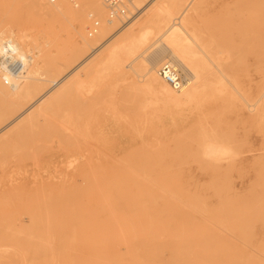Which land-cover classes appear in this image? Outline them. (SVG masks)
<instances>
[{"label":"rangeland","instance_id":"1","mask_svg":"<svg viewBox=\"0 0 264 264\" xmlns=\"http://www.w3.org/2000/svg\"><path fill=\"white\" fill-rule=\"evenodd\" d=\"M237 1L208 0L199 14L209 42L215 37L231 49L228 69L249 94L261 88L263 68L245 39L253 33L245 32L246 16ZM68 2L83 13L79 25L71 16H45L43 10L56 8L60 0H0V30L12 26L18 35V27L28 29L35 42L58 44L61 51L54 53L65 56L82 47L84 38L90 40L67 67L56 73L49 69L54 74L46 79L66 78L60 88L107 48L98 46L97 33L89 35L93 21H100L98 15L82 0ZM160 2L181 13L186 0H149L133 17L138 16L136 23ZM30 55L33 61L38 58ZM55 56L58 63L60 56ZM193 65L202 82L196 60ZM135 76V91L128 81L108 76L96 90L97 97H83L89 89L85 84L81 96L73 90L46 113L43 108L53 104L60 88L55 85L48 93L53 82L43 80L38 93L45 101L35 104L40 97L36 94L23 104L35 106L30 113L7 126L11 117L0 120V264H264V121L250 119L254 101L246 102L250 112L239 99L207 118L168 114L161 108L163 102L154 103L143 91V77ZM108 96L120 103V119H113L108 104L105 111L97 110L98 127L92 132L100 137L90 138L88 129L77 125L82 120L75 118L85 115L88 101L110 103ZM21 110L16 106L12 113ZM30 116H38L32 128L26 127ZM63 183L72 210L63 212L60 206L53 224L31 229L36 205L49 191L57 194ZM41 217L45 223L46 216ZM18 218L25 228L14 224Z\"/></svg>","mask_w":264,"mask_h":264},{"label":"bare ground","instance_id":"2","mask_svg":"<svg viewBox=\"0 0 264 264\" xmlns=\"http://www.w3.org/2000/svg\"><path fill=\"white\" fill-rule=\"evenodd\" d=\"M68 1L69 0H60V3L56 6V8H45L43 10L45 16L53 19L58 18L61 15L71 16L76 19V22L79 25L83 21V13L81 10H74L76 8H71ZM207 1L208 0H186L185 5L181 9V13L173 11L166 2H160L157 6L153 7L148 15L140 22L136 23L138 20V16H136V18L132 17L128 20V22L123 26H119L116 23L118 21L108 22L107 9H105L106 7L103 0H82L84 5L98 15L101 23L96 33L101 41H98L97 44L99 47L107 46V48L99 56L96 55V57L92 58L94 60L88 65L85 71H80V69H82L86 63L91 60V58L84 61V63L78 67V71L80 72L73 79L72 83L68 86H63L62 88H60V86H62V84L66 81V78H61L60 80H48L46 77L48 75L52 76L54 72L56 73L62 68L67 67L73 60L78 58L81 50L85 49V45L89 44L90 40L84 38L85 41L82 47H74L70 49L67 56H65L64 52L60 53L61 49L58 44L50 46L51 41L49 40L44 43H38L40 40L35 42L36 38L33 40L29 37L28 29L21 30L18 27V35H16V31L12 26H3L0 30V45L4 40L10 39L22 57L35 53L38 58L35 60V66L31 68L34 64L33 62H35L32 58V62L27 66L20 78H18L19 80H14V82L10 85L5 84L4 80L0 77V120L11 117L12 120L6 124L7 126L13 121L19 119L21 116L30 113L35 106L32 105L28 108H23V104L32 96L39 94L38 90L43 84V80L53 82L51 86L52 89L48 93L53 91L56 86H58L57 89L60 88L55 95L53 104L48 102V104L43 108L44 113H46L73 90H76V94L81 96L80 87L85 84H87L89 89L87 90L88 95H83V97L87 99L93 94V96L97 97L95 94L96 90L100 88L99 85L104 81V79H108V76H115V82L128 81V88L135 91L138 89V86L136 85L139 84V82L137 83L136 81L137 78L134 79L136 77L135 75H137L143 77L141 78L144 82L143 91L151 95L150 98H153L152 101L154 103H159V101L163 102V107L161 108L164 109V112H168V114L176 112L177 114L184 116L195 113L200 117L207 118L210 114L215 113L220 106L234 105L236 101L242 99L245 107H247L246 102L248 103L250 100L254 101L253 105L256 110L254 113H250V119L255 121H264V77L260 89H257L256 91L254 90L249 94L243 90L240 77L235 74L234 71H230L228 69L231 66V49L223 47V45L215 37H213L211 42L207 39L209 32L206 24L201 23V17L199 14L200 6ZM148 3L149 0H136L135 2L133 0V5L137 8L139 7L140 10L145 9ZM236 3H242L240 5H243L244 15L246 16L244 22L246 27L245 32L252 31L253 33V36L249 37L247 35V38L245 36V39L251 46L253 53L261 60L264 76V0H238ZM219 21L220 20H218V22ZM220 23H218V25ZM240 24L242 25V22ZM6 32H10V34L6 35ZM46 32H50V30H47ZM30 36H32L31 33ZM54 49H60V51L54 53ZM34 50L36 51L34 52ZM55 54L60 56L58 63H55L54 58H57ZM194 60H196L199 69L198 72L202 75V82L198 80L197 72L195 71L193 65ZM164 62L173 63L180 71L183 78V85L180 89H174L159 75V67ZM49 69H52L54 72ZM68 77L69 76H67V78ZM41 95L38 100H36L35 104L45 101L46 96L43 97ZM98 96L100 97V95ZM108 97L111 99L110 96ZM87 104L88 107L86 113L84 110V117L83 115H77V119L75 118V120L78 122V117L82 120V123H78L77 125L85 130L88 129L87 133L92 136L90 138L96 139V137H98L97 135H93L94 132H92L93 126L98 124L94 116L97 110L98 112L100 109L104 110L105 105L108 104L107 106L110 105V110H112V112H110L113 114V119H120V113H118L121 109L120 103L114 99H111L110 103H108L106 100H103L102 102L97 98L96 102L88 101ZM102 105L103 108L101 107ZM16 106H21L22 109L18 114L12 113ZM250 110L248 111L250 112ZM200 119L201 118L198 120ZM37 120L38 116H30L26 127L28 125V127L32 128L36 124ZM102 121L101 123H103ZM100 148L103 149L102 147ZM98 149L99 148H96V152L99 151L103 154L102 151H100L101 149ZM235 154L237 155V153ZM102 168L103 167L100 169L102 170ZM86 176L88 178V175ZM103 177L101 176L102 179ZM95 178L98 180V174L95 175ZM84 180H86V178ZM54 183L57 184V182ZM62 185V189L57 191V194H54L51 190L52 194L49 193V191V195L47 194V197L41 199L38 205L35 204L37 217L34 222H32L31 229L40 230L42 227L44 229V225L46 224H53L56 216L58 215V207L60 206L63 212H69L72 210V205L69 202L70 196L67 195L69 193H65V184L63 183ZM41 188H44L43 190H45V187L42 186ZM56 188H54V190ZM59 189L60 188H57V190ZM83 189L85 190V188ZM81 191L82 187L78 192V196L83 194ZM39 192L41 193V191ZM85 193L87 194V192ZM32 204V206H34V202ZM32 206H29V208ZM41 213H43L44 217L46 216V221H44L45 223L40 221V219L43 218L41 217ZM14 224L20 225L18 229L25 228L24 221L20 218H18V221Z\"/></svg>","mask_w":264,"mask_h":264},{"label":"built area","instance_id":"3","mask_svg":"<svg viewBox=\"0 0 264 264\" xmlns=\"http://www.w3.org/2000/svg\"><path fill=\"white\" fill-rule=\"evenodd\" d=\"M55 2L56 0H50ZM107 9L108 22L119 21L125 23L134 17L140 9L133 5V0H103ZM100 26L99 20H94L89 28V35L96 33ZM32 55L22 57L10 39L0 45V77L5 84L10 85L19 80L28 65L32 62ZM159 75L174 89H180L183 78L180 71L171 62H164L159 67Z\"/></svg>","mask_w":264,"mask_h":264}]
</instances>
